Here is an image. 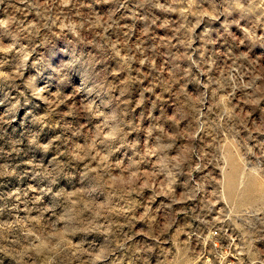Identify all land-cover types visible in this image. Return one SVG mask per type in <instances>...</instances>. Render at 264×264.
Masks as SVG:
<instances>
[{
	"label": "rangeland",
	"instance_id": "rangeland-1",
	"mask_svg": "<svg viewBox=\"0 0 264 264\" xmlns=\"http://www.w3.org/2000/svg\"><path fill=\"white\" fill-rule=\"evenodd\" d=\"M0 264H264V0H0Z\"/></svg>",
	"mask_w": 264,
	"mask_h": 264
},
{
	"label": "built area",
	"instance_id": "built-area-1",
	"mask_svg": "<svg viewBox=\"0 0 264 264\" xmlns=\"http://www.w3.org/2000/svg\"><path fill=\"white\" fill-rule=\"evenodd\" d=\"M216 233V232H215Z\"/></svg>",
	"mask_w": 264,
	"mask_h": 264
}]
</instances>
